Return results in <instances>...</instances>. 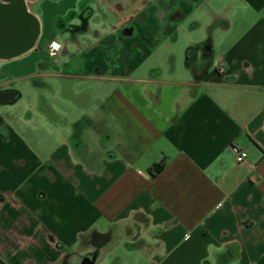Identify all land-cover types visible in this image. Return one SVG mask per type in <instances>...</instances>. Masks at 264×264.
<instances>
[{"label": "crops", "instance_id": "0c3cea01", "mask_svg": "<svg viewBox=\"0 0 264 264\" xmlns=\"http://www.w3.org/2000/svg\"><path fill=\"white\" fill-rule=\"evenodd\" d=\"M69 1L111 15L91 45L51 43L81 65L57 77L90 84L27 98L0 70V264H96L121 238L107 264H264V0Z\"/></svg>", "mask_w": 264, "mask_h": 264}, {"label": "rangeland", "instance_id": "374dc122", "mask_svg": "<svg viewBox=\"0 0 264 264\" xmlns=\"http://www.w3.org/2000/svg\"><path fill=\"white\" fill-rule=\"evenodd\" d=\"M56 6L57 5L52 4V0H40L38 3L32 5L34 14L39 15L41 18L40 22L42 21L41 35L36 47L30 52L26 53L24 56L16 59H11L8 62H0V70L2 71L4 80L8 82L13 89L23 88L24 94L27 96V98H34V95L36 93L34 87L38 83H44V85H53V83H60L62 84V86H66L67 90L71 84H77L82 87H84L86 84H90L89 81L85 80H74L65 77H57L59 75H66L70 72L69 70L72 69V67H80L81 65L79 64V59L76 60L72 56L74 52H77L75 46L71 47L70 45L68 49L69 52L66 51L65 53H61V55L59 56L58 51H54L52 48H50V45L53 41L63 43L66 38H69L70 35L72 36V38L78 40L77 42L80 41L83 42V44L91 45V43H93L96 39H99L101 35H103L101 24L108 18H111V15L107 12V10L99 6L98 2H96L93 6V8H95L96 10V16L94 17V20L90 25H88L84 21V10L81 11L77 7L69 8L74 6L73 2H70L68 0L65 7L62 9H59L58 6ZM131 8H133V3L128 4L126 7L127 10H130ZM60 11L61 15H65L61 16L62 18L60 20H56L55 13H59ZM71 13H73V15ZM74 15H79L80 20H73V17H75ZM71 17L73 19H71ZM59 25H62L61 29L64 30V32L62 33L66 32V34L68 33V35L64 36L60 32L61 29ZM118 47L119 46L117 44V40L107 39V43L100 44V46H98L95 51L102 57H111L115 52H117ZM50 52H52V54ZM69 61H72V63L69 64ZM39 62H43L45 65L44 67L47 68L43 70V66L38 65ZM101 62L103 63V61ZM41 73H43L44 75L41 76ZM31 89L33 90L32 92L30 91ZM67 93L68 91L64 94ZM46 96L50 100L53 98L52 92L46 91ZM120 240L119 244H115L112 249L105 251L103 253L104 256H102V258H100L96 264H107L109 259L112 257V254H114V250L116 253L114 255H120V257L121 255H126L124 251L125 249ZM97 258L98 256L95 255L94 260L96 261ZM73 259L79 262L81 261V259L78 257H75ZM121 259L122 262L125 260L122 257ZM136 262V257L135 259H133V262L129 259L126 260V263L128 264H135ZM69 264H74L73 260H70Z\"/></svg>", "mask_w": 264, "mask_h": 264}, {"label": "water", "instance_id": "95a60500", "mask_svg": "<svg viewBox=\"0 0 264 264\" xmlns=\"http://www.w3.org/2000/svg\"><path fill=\"white\" fill-rule=\"evenodd\" d=\"M30 0H0V58L11 59L34 48L39 34L38 19L28 11ZM85 259L83 264H92Z\"/></svg>", "mask_w": 264, "mask_h": 264}, {"label": "trees", "instance_id": "16d2710c", "mask_svg": "<svg viewBox=\"0 0 264 264\" xmlns=\"http://www.w3.org/2000/svg\"><path fill=\"white\" fill-rule=\"evenodd\" d=\"M163 168H164V163H160V164H155L154 166H153V168H152V173H154L153 175H156V174H159V173H161L162 172V170H163ZM0 197H1V195H0ZM2 198V197H1ZM100 238V239H99ZM98 240H99V242H102V244L101 245H107L110 241H111V234L110 233H108V234H104V235H97L96 236V238H95V240H92V244H96V242H98ZM94 256H95V254H94ZM85 259H89L90 260V263L91 262H94L93 261V257L92 256H90V257H85L84 259H82L80 262L79 261H77V260H75V259H73V258H67L66 260H64L63 262H62V264H69V262H70V260H73V263L74 264H83V262H84V260Z\"/></svg>", "mask_w": 264, "mask_h": 264}, {"label": "built area", "instance_id": "2783aa9c", "mask_svg": "<svg viewBox=\"0 0 264 264\" xmlns=\"http://www.w3.org/2000/svg\"><path fill=\"white\" fill-rule=\"evenodd\" d=\"M51 48L54 50V51H58L59 50V46L55 43H53L51 45ZM231 151L232 153L234 154L235 158H236V162L238 164H242L244 163L247 158H248V153L246 150L244 149H241L240 147L236 146V145H232L231 146Z\"/></svg>", "mask_w": 264, "mask_h": 264}]
</instances>
